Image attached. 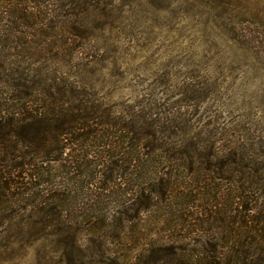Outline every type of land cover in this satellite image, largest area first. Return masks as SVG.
<instances>
[{
  "label": "rangeland",
  "instance_id": "374dc122",
  "mask_svg": "<svg viewBox=\"0 0 264 264\" xmlns=\"http://www.w3.org/2000/svg\"><path fill=\"white\" fill-rule=\"evenodd\" d=\"M250 157L264 178V0H0V264H259Z\"/></svg>",
  "mask_w": 264,
  "mask_h": 264
},
{
  "label": "trees",
  "instance_id": "16d2710c",
  "mask_svg": "<svg viewBox=\"0 0 264 264\" xmlns=\"http://www.w3.org/2000/svg\"><path fill=\"white\" fill-rule=\"evenodd\" d=\"M24 12L26 14L28 13H32V11H29L28 9H25ZM46 11H44V15ZM40 14L42 15V12H40ZM50 20L52 21V16L47 18H41L39 21V24L42 27L46 26V22H50ZM11 86H13V88L15 90H18L17 87L20 85L18 83H13L11 82L10 84ZM25 95L27 96H31V93H25ZM25 95H21L20 98L25 97ZM15 96V95H14ZM56 97H54L52 92H43V96L42 99L46 102L48 99H54ZM28 107L21 105L20 109H24L26 110ZM64 112V110H60L58 111V114L56 115H61V113ZM29 116H33V115H29ZM57 118V117H56ZM14 121H16L14 119ZM73 121V120H72ZM67 123H70V121H66ZM79 124H82V122H80ZM70 124H65L62 123L59 125L58 128H60L61 133H67ZM83 126V125H82ZM71 127V126H70ZM73 127H76V125H73ZM76 128H82V127H76ZM149 131H146L145 134L142 137L138 136V140H146L148 139L149 142H147L145 145L148 148V152H146V155H150V156H168V157H172L175 159L179 158V157H186L188 163L190 164V171H194V169L197 167L195 163H197V161H192L190 160L193 157H196V155H200V159L199 162L202 161L204 158H206L207 156H213L214 152H209V153H203L201 151L197 152L194 151V149L192 148L191 143H186L185 140L181 139V143H183L179 148H177V146L172 147L171 145H166L168 143L165 144L166 139H164L163 137H160L156 135V132L152 129H148ZM11 133H14L12 136H14L17 139H21L22 140V133H18L15 131H10ZM45 135V133H44ZM43 135V136H44ZM46 139V138H45ZM157 139V140H156ZM20 140V141H21ZM19 142V141H18ZM155 142V143H154ZM180 143V144H181ZM241 149L239 148V146H235L232 147L230 149V151L228 152L229 157L233 156L234 158H236V160L232 159V162L230 163H237L239 162H243L241 160H244V157L247 156L245 155V152L240 151ZM215 154H218L217 152ZM227 155V154H225ZM188 158H190L188 160ZM232 158V157H230ZM182 161V160H181ZM248 163L247 167L250 173V177H252V179L249 181L246 189L245 190L243 188V193H241V196L238 197L239 202L238 204L241 206V210H239L240 215L238 216L241 219L242 222V235H243V242L244 243H238L236 245V250H241L239 246L244 245L245 243H252L251 241L253 240L255 243V245L257 246V248L259 249V251L262 253L261 254V262L259 264H264V181H263V177L260 176L258 173L261 171H259V169L256 166V161L255 159H252V157H250V159L245 162ZM194 166V167H193ZM207 169V168H205ZM208 170V169H207ZM259 171V172H258ZM7 184L5 187L6 189H12V184L16 181L12 182V179L10 177L7 178ZM156 188V187H155ZM154 188V189H155ZM175 184L174 185H168L166 183H159L158 184V191L159 192H163V191H171L173 189H175ZM245 190V191H244ZM210 216L215 219V220H220L222 221V216H221V211H213V208H210ZM238 217H234V222H236V218ZM243 220V221H242ZM232 222V220H231ZM244 222V224H243ZM232 230L234 231V234H238L239 229L236 228L235 226L232 227ZM254 250V249H253ZM250 255V254H247ZM214 257V256H213ZM246 259V258H245ZM245 259H243L242 263L245 264ZM220 259L216 260H212L210 258H208L207 260H205L206 262H202L199 261L197 262L198 264H219L220 263ZM252 261V258H251ZM231 260H227V264H230ZM222 264V262L220 263Z\"/></svg>",
  "mask_w": 264,
  "mask_h": 264
}]
</instances>
